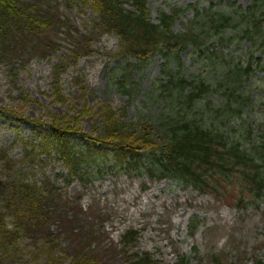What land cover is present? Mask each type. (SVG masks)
Instances as JSON below:
<instances>
[{"label": "trees", "instance_id": "obj_1", "mask_svg": "<svg viewBox=\"0 0 264 264\" xmlns=\"http://www.w3.org/2000/svg\"><path fill=\"white\" fill-rule=\"evenodd\" d=\"M63 2L69 6L72 2L89 3L97 15L94 27L118 37L119 54L125 58L123 67L134 65L131 59L141 63L153 54H159L164 64L148 92L162 102L158 131L153 120L126 119L124 110L103 111L102 124L93 135L60 119L63 117L51 123L31 122L35 132L43 135L42 141L52 146L67 167L65 182L74 176L84 180L92 175L93 165L111 162L116 168L133 169L157 180L173 179L205 193L224 192L235 179L237 201L244 202L241 187L249 191L253 188L250 204L264 201V103L247 109L250 98L237 93L251 73H264V0H250L245 8L232 1L196 10L194 19L177 32L173 23L186 8H174L170 14L159 11L157 22H153L148 0ZM59 5L58 0H0V66L15 72L34 58L54 53L56 49L49 51L66 43V37L74 46L71 54L78 57V51L86 48L89 40L71 33L72 27L59 13ZM243 42L248 44L245 53L235 59L229 53L223 56L213 45L229 47ZM188 47L206 67L204 72L189 77L175 67L169 68ZM63 60L54 64L53 71L59 72ZM114 81L129 96L131 88L126 86L123 74ZM257 81L263 83L264 76ZM210 94H216L215 100L208 99ZM253 110L258 114L254 118L255 128L259 129L257 138L250 127L253 123L249 114ZM3 160L8 173L12 168L6 155ZM18 174L17 178H0V255L28 237L32 243L41 242L43 250L49 249L45 254L47 264H57L53 254L55 235L50 226L58 222V231H64L70 241L78 238L70 246L66 264H188L183 256L175 263H160L147 252L127 255L124 249L135 242L137 235L132 229L122 235V258L118 263L107 261L91 248V231L82 233L80 228L74 233L80 220L61 198L57 181L44 178L38 184ZM69 210L71 217H67ZM195 228L193 225L192 231Z\"/></svg>", "mask_w": 264, "mask_h": 264}, {"label": "rangeland", "instance_id": "obj_2", "mask_svg": "<svg viewBox=\"0 0 264 264\" xmlns=\"http://www.w3.org/2000/svg\"><path fill=\"white\" fill-rule=\"evenodd\" d=\"M58 1L59 13L69 21L71 33L83 39L86 36L89 45L74 57L71 54L74 46L72 48V41L66 37V43L49 51L56 49L54 53L34 58L15 72H9L11 69L5 65L0 66V178H17L20 173L38 184L44 178L57 181L61 198L80 220L74 233L80 228L82 233L91 231V248L109 262L118 263L122 258L120 241L128 229L135 230L137 235L135 242L124 249L126 254L147 252L160 263H175L179 256L187 259L188 264L264 261V201L250 204L253 188L249 191L246 187H241L240 192L244 202L237 201L239 189L235 179L224 192L205 193L191 186H181L173 179L157 180L107 162L93 165L92 175L84 180L74 176L69 182L64 181L67 167L52 146L42 141L43 135L35 132L31 122L51 123L63 117L60 119L93 135L102 124L103 111L121 113L120 110H124L126 119H144L149 123L153 120L152 125L158 131L162 102L157 95L151 96L148 92L153 89V80L160 75L164 64L159 54H153L141 63L131 59L135 64L123 67L125 58L119 54L118 37L94 27L97 15L89 3L72 2L69 6L63 0ZM222 1L149 0L147 6L153 22H157L159 11L186 8L173 23L177 32L188 20L194 19L196 10L210 5L221 7ZM225 1H234L243 8L250 2ZM71 39L78 42L76 38ZM213 45L223 56L235 59L245 53L244 46L248 44ZM62 59L59 72L53 71L54 64ZM173 67L187 77L206 69L189 48L182 51L179 60H172L169 68ZM122 74L126 86L131 88L127 92L129 96L119 90L114 81ZM262 76V72L251 73L237 90L239 95L243 93L250 98L248 105L252 108L247 109L264 103V82L257 81ZM214 98L216 94H210L208 99ZM257 115L255 110L249 114L256 138L259 135L254 123ZM43 143L45 147H41ZM5 155L12 168L8 173L4 170ZM68 212L67 217H71L73 213ZM57 224L53 222L50 226L56 244L53 254L57 264H66L70 260V246H74L78 238L70 241L64 231H58ZM193 225L196 228L192 231ZM48 251V248L42 249L41 242L32 243L24 237L13 250L0 255V264H47Z\"/></svg>", "mask_w": 264, "mask_h": 264}]
</instances>
